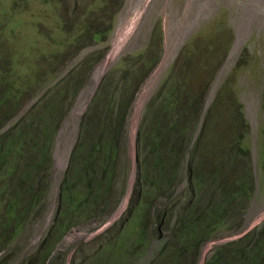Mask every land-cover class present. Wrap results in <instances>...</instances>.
<instances>
[{
	"label": "rangeland",
	"instance_id": "rangeland-1",
	"mask_svg": "<svg viewBox=\"0 0 264 264\" xmlns=\"http://www.w3.org/2000/svg\"><path fill=\"white\" fill-rule=\"evenodd\" d=\"M84 23L92 24L96 33L102 31L107 34L105 40L97 42L86 34L82 40L74 43V35L81 31ZM155 27L162 31L163 56L142 80V85L139 84L138 94L128 104V125L123 137L124 144L118 152L117 166L122 168L129 160L130 172L122 174V178L108 189L109 207L96 217L98 220L90 219L83 223L82 216L79 226L60 235L54 227L57 221H61V218L57 220L58 184L76 141L80 120L87 110V114H91L89 103L106 75L114 80L119 79L125 70L143 65L139 57L146 52ZM124 31L126 33L122 35ZM1 32L0 72L6 74L18 68L24 73L28 72L31 77L34 63L37 74L41 73L42 66L37 55L46 50L59 52L61 62L56 72L61 78L91 53L96 52L93 56L96 57L105 51V55L79 94L75 107L57 128L50 146L51 177L47 180L52 183L50 192L45 197H39L35 208L27 211L20 231L15 236L5 237L8 247L0 252V264H104L105 258L110 264H158L156 256L164 253L159 247L163 239L167 249L173 251L170 228L164 229L158 224L159 220L149 226L153 217L150 214L154 209L150 208L146 213L136 210L142 206L139 199L143 193L133 192L138 155L136 136L140 123L142 128L147 127L145 109L153 106L166 79L176 76L173 69L187 75L190 71L186 66L191 65L188 63L197 65L192 70L196 80L191 84L190 79L180 86L199 97L189 111L195 113L202 101L204 107L194 128L193 123L189 122L191 116L187 114L185 126L188 128L185 132L182 130L185 135L183 145L187 147L185 157L189 153L196 155L195 148H202L201 143L202 149L210 150L212 146H217L226 151L232 143L238 142L245 151H240L237 161L244 162L243 156L248 154L255 177L254 196L243 211L242 226L238 231L203 244L194 264L205 263L215 247L236 240L253 229L258 231L262 228L264 0H0ZM61 40L67 41L59 51L54 45ZM116 43L120 47L117 46V53L105 67ZM185 47L191 50L189 56L193 58L183 62ZM211 54L216 56L214 60ZM150 56H153L152 51ZM182 62L185 71L180 68ZM206 66L208 68L203 69ZM214 66H217V70L211 77L210 71ZM207 76L210 85L205 80ZM47 81V85L42 84L43 81L32 82L31 85H38L31 92L33 99H24V105L11 114L7 127L19 120L24 111L57 82L52 84L50 80ZM2 87L0 82V102L5 98ZM0 105L1 114L6 110V104ZM151 110H155V106ZM168 117L163 116L159 132L166 130L173 134L180 131L175 121L165 125ZM198 158L207 161L206 166H210L211 161L207 156ZM225 162L233 165L228 157ZM44 180L38 178L34 181L36 190L44 191ZM184 186L185 182L182 188ZM168 223L170 227L173 224L172 221ZM155 226H158V231ZM11 232L0 229V233ZM239 246L242 247V244L239 243ZM110 249L112 253H109ZM191 261L192 256L188 263Z\"/></svg>",
	"mask_w": 264,
	"mask_h": 264
},
{
	"label": "trees",
	"instance_id": "trees-1",
	"mask_svg": "<svg viewBox=\"0 0 264 264\" xmlns=\"http://www.w3.org/2000/svg\"><path fill=\"white\" fill-rule=\"evenodd\" d=\"M82 26L81 31L74 35V43L82 40L86 34L97 42L107 37L102 31H93L92 24L84 23ZM161 35L162 31L159 32L155 27L146 52L139 57L142 66L125 70L119 79L114 80L107 75L104 77L89 103L91 114H87V110L81 118L76 141L58 184L57 220L61 218V221H57L54 227L60 235L79 226L82 216L84 223L97 219L101 212L103 214L109 207L108 189L122 178V174L130 172L129 160L124 167L117 166L118 152L124 144L123 137L128 125V104L138 94L142 80L162 59L164 50ZM66 41L56 42L54 46L61 51ZM151 51L153 56H150ZM190 51L185 47L183 62L193 58L189 56ZM94 54L96 52L69 70L63 78L56 72L61 62L56 50H46L37 55L42 66L39 74L35 63L31 77L28 72L24 73L18 68L8 74L0 72L2 92L5 91V98L0 104H6V110L0 114V229L12 231L11 234L0 233V252L8 247L5 237L15 236L20 231L27 211L33 210L39 197L47 196L51 190L52 183L47 181L51 177L50 146L58 132L57 128L75 107L79 94L105 51L96 57H93ZM211 58L214 60L216 56L211 54ZM183 62L180 68L185 71ZM188 64L191 65L186 66L190 71L187 75L186 72L178 73L173 69L176 76L166 79L153 104L155 110H151L153 106L145 109L147 127L142 128L140 123L136 136L138 155L133 192H143L139 199L142 206L136 210L146 213L153 208L149 226L159 220L158 224L164 229L170 228L169 233L173 235V251L167 249L164 239L159 245L164 253L156 256L158 264H194L203 244L238 231L243 223V211L247 209L255 191V177L248 154H244V162L237 161L240 151H245L238 142L232 143L226 151L217 146H212L210 150L202 149L201 143L202 148H195L196 155L189 153L185 157L187 147L183 145L185 140L182 138L185 135L182 130L185 132L188 128L185 126L187 114L191 116L189 122L193 123L194 128L204 107L202 101L195 113L189 111L196 102L194 100H199V97L180 86L182 82L191 79L190 83L193 84L196 80L192 70L197 65ZM216 67L210 71L211 77L215 75ZM208 76L205 80L210 85ZM47 80L52 84L57 82L38 97L19 120L7 127L11 114L24 105V99H33L31 92L38 85L33 86L32 82L43 81L42 84L47 85ZM165 115L169 116L165 125L175 121L180 131L171 134L162 129L159 132L161 129L158 127ZM198 156H207L211 161L210 166L207 167V161ZM227 157L233 165L229 166L225 162ZM38 178H45L44 191L36 190L33 185ZM183 182L185 186L182 188ZM117 203L118 200L115 201ZM72 212L75 214L71 215ZM170 221L173 222L171 227ZM155 230H159L158 226H155ZM191 256L192 261L188 263ZM104 264H110L106 258ZM204 264H264V222L258 231L253 229L236 240L215 247Z\"/></svg>",
	"mask_w": 264,
	"mask_h": 264
},
{
	"label": "bare ground",
	"instance_id": "bare-ground-1",
	"mask_svg": "<svg viewBox=\"0 0 264 264\" xmlns=\"http://www.w3.org/2000/svg\"><path fill=\"white\" fill-rule=\"evenodd\" d=\"M126 31H127V30H126ZM126 31L122 32V35H124V34L126 33ZM122 35H120L119 38H120ZM115 46H116V47L113 48L112 53L110 54L109 58H108L107 61L105 62V67L109 65V63L111 62V59H112V58L115 56V54L117 53V46H119L118 43H116ZM119 47H120V46H119ZM119 47H118V48H119ZM118 51H119V49H118Z\"/></svg>",
	"mask_w": 264,
	"mask_h": 264
},
{
	"label": "clouds",
	"instance_id": "clouds-1",
	"mask_svg": "<svg viewBox=\"0 0 264 264\" xmlns=\"http://www.w3.org/2000/svg\"><path fill=\"white\" fill-rule=\"evenodd\" d=\"M208 242H210V241H208ZM203 258H204V257H203ZM64 263H65V260H64ZM201 264H204V263L202 262Z\"/></svg>",
	"mask_w": 264,
	"mask_h": 264
}]
</instances>
